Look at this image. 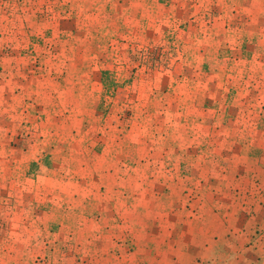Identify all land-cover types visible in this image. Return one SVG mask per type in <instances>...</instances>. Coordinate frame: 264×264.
I'll list each match as a JSON object with an SVG mask.
<instances>
[{
  "label": "rangeland",
  "instance_id": "1",
  "mask_svg": "<svg viewBox=\"0 0 264 264\" xmlns=\"http://www.w3.org/2000/svg\"><path fill=\"white\" fill-rule=\"evenodd\" d=\"M180 218L192 264L264 261V0H0V264Z\"/></svg>",
  "mask_w": 264,
  "mask_h": 264
},
{
  "label": "crops",
  "instance_id": "2",
  "mask_svg": "<svg viewBox=\"0 0 264 264\" xmlns=\"http://www.w3.org/2000/svg\"><path fill=\"white\" fill-rule=\"evenodd\" d=\"M235 94L232 92V97ZM263 156V153H262ZM261 156V157H262ZM182 208V206L180 205ZM167 209L169 207L166 206ZM172 208V207H171ZM189 220L185 219L182 220V218L179 219L178 223H175L176 228H179L178 234H176V237H178L177 244L180 243V248H171V245L168 249H166L163 253L165 256H162L161 254H157L156 252L149 251L147 249L129 252L125 250H120V252H117V249H113L111 255H109L108 258H104L100 260L99 262H95V264H192L195 261V253L194 251L190 250L189 248V242L192 240H196L197 237L201 239L198 235V233H194L193 231L196 229L198 230V224H196V227L192 226L189 227ZM46 223V222H45ZM192 223V222H191ZM48 224H50L48 222ZM55 224V223H53ZM55 226V225H53ZM141 227V226H140ZM139 228V227H138ZM61 229V227L57 226V230ZM174 229V226L172 227V230ZM55 230V229H54ZM136 232H140L139 229H136ZM114 236L118 237L117 234H113ZM136 233L134 234V236ZM147 237L144 236L145 239ZM166 238H168V234L165 235ZM142 238V237H141ZM56 241H58V238H54ZM140 239V235L138 237ZM64 238L60 239V243L64 245L65 248H59L58 254H53L50 257H52L55 264H74L75 262H71L72 259H78V255L75 256L73 253L72 248L70 249V244L65 243L67 240H64ZM120 240V237H119ZM126 240V238H125ZM167 240V239H166ZM175 240V238L171 239ZM170 240V241H171ZM179 241V242H178ZM201 241V240H198ZM124 243V242H123ZM122 249V248H121ZM73 254V256H72ZM82 264H85L81 262ZM262 264H264V261H262Z\"/></svg>",
  "mask_w": 264,
  "mask_h": 264
}]
</instances>
